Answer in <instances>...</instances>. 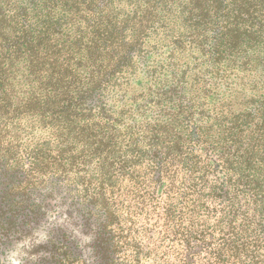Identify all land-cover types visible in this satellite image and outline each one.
Here are the masks:
<instances>
[{
	"label": "trees",
	"instance_id": "1",
	"mask_svg": "<svg viewBox=\"0 0 264 264\" xmlns=\"http://www.w3.org/2000/svg\"><path fill=\"white\" fill-rule=\"evenodd\" d=\"M42 196L86 263L264 264V0H0V204Z\"/></svg>",
	"mask_w": 264,
	"mask_h": 264
},
{
	"label": "rangeland",
	"instance_id": "2",
	"mask_svg": "<svg viewBox=\"0 0 264 264\" xmlns=\"http://www.w3.org/2000/svg\"><path fill=\"white\" fill-rule=\"evenodd\" d=\"M42 219L38 224L16 221L15 214L4 212L0 204V264H91L80 252V228H71L62 196H42ZM56 204V205H55ZM4 218L9 223H2ZM77 240L75 254L69 255V234ZM120 264H155V261L124 260Z\"/></svg>",
	"mask_w": 264,
	"mask_h": 264
}]
</instances>
